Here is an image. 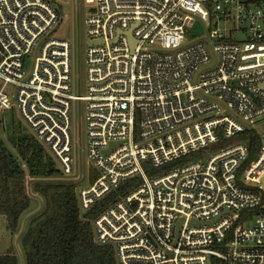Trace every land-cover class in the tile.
Returning a JSON list of instances; mask_svg holds the SVG:
<instances>
[{"label": "built area", "instance_id": "built-area-1", "mask_svg": "<svg viewBox=\"0 0 264 264\" xmlns=\"http://www.w3.org/2000/svg\"><path fill=\"white\" fill-rule=\"evenodd\" d=\"M84 2L91 11L82 96L80 82L72 84L69 41H46L31 73L24 70L63 19L57 0H0V112L16 106L69 177L72 111L80 120L85 108L98 178L78 191L84 213L140 179L93 223L97 244L114 247L117 264H264V134L240 178L250 151L236 140L264 121V7L245 0ZM195 20L215 29L184 44ZM227 140L234 143L202 161ZM144 164L170 168L149 177Z\"/></svg>", "mask_w": 264, "mask_h": 264}, {"label": "trees", "instance_id": "trees-1", "mask_svg": "<svg viewBox=\"0 0 264 264\" xmlns=\"http://www.w3.org/2000/svg\"><path fill=\"white\" fill-rule=\"evenodd\" d=\"M245 1L257 5L264 2ZM9 128L11 134L8 142L17 155L0 137V216L5 217L7 231L15 237L22 229L21 220L29 211L32 201L26 192L27 179L52 180L63 175L55 160L34 137L22 134L15 129L14 124ZM238 139L248 144L250 154L257 152L259 138L256 132L248 131L237 136ZM144 167L149 177L170 168L156 170L150 164H144ZM97 178V174L91 177L90 183L93 184ZM139 184L140 179L125 183L117 192L84 213L79 207L75 184L37 183L34 192L44 201V209L27 222L20 239L24 264H117L115 249L97 244L93 223L107 208ZM259 211L253 210L250 213L256 214ZM21 262L15 248L0 253V264Z\"/></svg>", "mask_w": 264, "mask_h": 264}, {"label": "rangeland", "instance_id": "rangeland-1", "mask_svg": "<svg viewBox=\"0 0 264 264\" xmlns=\"http://www.w3.org/2000/svg\"><path fill=\"white\" fill-rule=\"evenodd\" d=\"M57 3L60 7L62 13V21L56 25L45 37L42 39L38 46L34 49L33 53L26 58L24 70L27 74L31 73L35 60L40 56L41 46L48 40H59V41H69L71 43V66H72V84L77 86L80 82L81 88L80 93L82 96L86 95L87 90V66H86V49H87V38H86V28L85 20L86 16L91 11V7L86 5L84 0H57ZM261 7H264V2L259 4ZM186 40L184 44L191 43L197 40H204L207 34L214 30L215 28L207 30L206 24L201 23L199 20H195V24L192 28H186ZM245 34L239 35V41L245 40ZM215 43L214 40H212ZM79 81V82H78ZM81 120V122H80ZM79 120L78 113L75 108L72 111V129L71 134L73 138V156H74V173L69 177L58 176L52 180H35L27 179L26 182V192L31 197L30 209L23 219L21 220V227L35 216H37L44 209V201L37 196L34 192V187L37 183L47 182L51 184L56 183H72L77 186V199L78 191L81 188L90 187V178L98 173L93 168V162L88 156V146H87V134H86V117H85V108H82L81 117ZM14 124L15 129L20 130L22 134L30 135L35 138L37 142L41 145V141L38 139L36 134L23 122L17 107L15 106L12 111L1 113L0 112V137L7 144V147L15 154L16 151L8 142V137L11 134L9 131V126ZM138 125V121H137ZM254 132L258 135V150L256 153H251L246 162L243 164V167L240 172H238L237 177H241V173L246 167L252 164V162L257 158L259 148H260V136L264 134V121L260 122L254 129ZM139 136V130L137 132ZM234 143V140L221 141L219 144L215 145L212 149L205 152L203 155V162L210 155L220 151L221 149ZM49 156H52L50 150L46 145H42ZM199 156L192 157V160H199ZM53 160H55L53 158ZM56 162V160H55ZM58 165V164H57ZM152 168V167H151ZM95 173V174H94ZM241 186V185H240ZM259 194L264 198L262 191H258ZM42 202V207L41 203ZM79 203V202H78ZM25 224V227H26ZM22 230V229H21ZM25 231V229H24ZM21 232V231H20ZM20 234V233H19ZM24 234V233H23ZM22 237V236H21ZM19 235L13 237L7 231L6 219L3 216H0V253H5L11 248H15L20 256L23 258V252L20 247ZM19 238L18 247L16 246V241ZM114 248V247H113ZM117 259V255H116Z\"/></svg>", "mask_w": 264, "mask_h": 264}, {"label": "water", "instance_id": "water-1", "mask_svg": "<svg viewBox=\"0 0 264 264\" xmlns=\"http://www.w3.org/2000/svg\"><path fill=\"white\" fill-rule=\"evenodd\" d=\"M129 37H130V39H131V35L129 34ZM262 88H264V86H262ZM263 189H264V180H263ZM40 203H41V207H42V202H41V200H40ZM182 222V221H181ZM26 224V223H25ZM25 224L23 225V227H22V230H21V232H20V234H19V238L23 235V233H24V229H25ZM179 227H180V224L177 226V231H176V236H178V233H179ZM19 238H18V240L16 241V246L18 247V242H19ZM21 264H24V261H23V258H22V262H21Z\"/></svg>", "mask_w": 264, "mask_h": 264}]
</instances>
